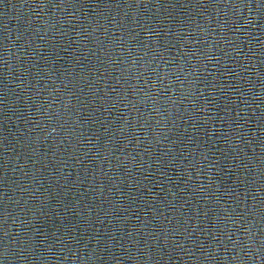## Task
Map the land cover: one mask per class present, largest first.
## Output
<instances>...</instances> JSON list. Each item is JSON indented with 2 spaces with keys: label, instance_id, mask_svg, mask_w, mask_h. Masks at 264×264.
<instances>
[{
  "label": "water",
  "instance_id": "water-1",
  "mask_svg": "<svg viewBox=\"0 0 264 264\" xmlns=\"http://www.w3.org/2000/svg\"><path fill=\"white\" fill-rule=\"evenodd\" d=\"M0 264H264V0H0Z\"/></svg>",
  "mask_w": 264,
  "mask_h": 264
}]
</instances>
